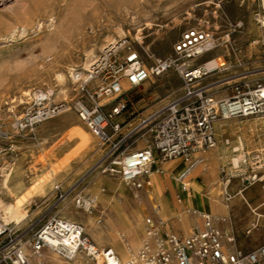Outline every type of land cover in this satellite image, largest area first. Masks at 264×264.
I'll return each instance as SVG.
<instances>
[{
	"label": "rangeland",
	"instance_id": "1",
	"mask_svg": "<svg viewBox=\"0 0 264 264\" xmlns=\"http://www.w3.org/2000/svg\"><path fill=\"white\" fill-rule=\"evenodd\" d=\"M132 7L127 0H0V130L15 134V117L32 107L37 93H44L51 102L65 103L66 106L65 110L28 130L25 135L0 138L3 150L0 152V220L10 227L7 231L9 238L2 243L3 248L18 240L27 241L51 216L76 221V209L84 210L77 208L76 198L92 199L95 195L93 186L101 177L99 193L94 199L96 207L88 211L95 222L92 220L86 224L85 219L76 222L84 226L85 233L95 244L101 230L112 235L117 228L114 206L104 207L99 200L103 192L114 191L109 188L108 177L118 179L126 187L128 185L119 175L102 172L96 166L105 157V148L80 120L74 106L80 93L72 81V72L84 69L85 52L90 48L96 60L107 45L126 38L148 64L153 57L172 54L183 32L188 27L198 26L213 35L214 46H217L203 57L194 58L191 65L204 67L211 58L224 65L210 71L204 67L206 73L195 82L197 87L216 98H225L233 93L236 85L264 82V28L255 18L256 0H142L138 7ZM49 37L58 48L53 49L47 44ZM57 72L68 75L67 84H64L67 93L59 97L49 91L57 85ZM127 89L132 104L119 119L124 123V133L134 131L125 147L132 149L151 145L155 123L164 116V108L183 94L181 77L177 71L170 70L159 77L150 75L143 84ZM109 101L106 98L101 100L102 103ZM263 116L264 113H260L217 124V145L229 140L224 150L230 157L247 155V162L240 161L238 168H232L230 159H222L214 168L216 189L213 195L217 190V197H212L203 187L204 196L214 202L219 201L221 184L227 187L229 194L234 195L244 186L243 178L255 162L251 158L253 154H260V164H263L260 174H264V126L260 120ZM78 125L81 128L76 131ZM239 139L243 144L240 145ZM9 144L13 146V151L7 149ZM236 146L239 150L233 152L232 148ZM216 148L199 150L218 153ZM165 161L156 157L159 164ZM202 164L205 168L206 163ZM222 168L231 170L235 175L228 183L227 176L221 173ZM203 171L199 163L192 170V181L196 178L200 180ZM164 175L166 173H161L159 187L161 194L168 197ZM3 179L5 184L2 185ZM166 181L168 186L177 184L174 174L168 175ZM56 184L60 190L55 189ZM22 188L28 190L27 198L23 197L27 192H21ZM152 190L151 182L144 189L133 192L138 202L142 201L141 195L144 197L147 194V199L156 210L150 196ZM135 196L132 195L133 200H136ZM232 213L230 208L233 219ZM152 214L153 210L145 202L140 224ZM123 215L129 231L136 230L126 213ZM159 216L168 222L169 217ZM181 225L186 228L183 223ZM250 230V234L242 230L239 239L254 247L259 240L254 238L255 229L251 227ZM109 243L107 239L97 246L104 248ZM142 244L143 241L140 247ZM45 253L43 264H75L79 255L84 264L86 261L95 264L82 252L70 260L54 251H45L43 255Z\"/></svg>",
	"mask_w": 264,
	"mask_h": 264
},
{
	"label": "built area",
	"instance_id": "2",
	"mask_svg": "<svg viewBox=\"0 0 264 264\" xmlns=\"http://www.w3.org/2000/svg\"><path fill=\"white\" fill-rule=\"evenodd\" d=\"M256 1L255 18L264 28V0ZM213 44L214 37L209 31L191 26L183 32L172 54L153 57L147 64L129 40L123 38L107 45L88 69H74L73 79L80 93L74 106L80 120L105 148L102 172L117 174L128 186L144 189L151 183L150 170L156 157L163 160L186 158L196 149L214 148L218 143L217 120L264 113V82L236 85L233 93L225 98H216L196 86L195 82L206 71L204 67L192 66L190 60L208 51ZM170 70L177 71L181 77V101L170 103L164 116L155 123L151 145L126 148L134 130L124 133V123L119 119L132 104L124 83L135 88L150 75L159 77ZM107 96L113 98L102 103V98ZM63 106L65 103L51 102L44 93L35 94L32 107L15 117V134L0 130V138L25 135L57 115ZM12 148L9 144L7 149L13 151ZM260 163L255 162L249 173L244 172L248 173L245 176L247 184L263 176ZM192 170H185L175 178L183 189L189 186L186 177ZM230 171L221 169L227 176V183L235 176ZM55 189L60 190V186L56 184ZM76 202L81 204V198L77 197ZM197 215L202 224L195 226L188 235L173 231L156 213L148 216L144 222L146 241L125 264H264V243L251 250L239 248L231 231L220 228L204 213ZM9 230L8 224L0 220V264H40L35 256L44 249H52L68 260L82 252L102 264L119 262L109 246L100 248L91 241L82 224L57 215L47 218L27 241L18 240L11 249L2 247L9 238Z\"/></svg>",
	"mask_w": 264,
	"mask_h": 264
},
{
	"label": "crops",
	"instance_id": "3",
	"mask_svg": "<svg viewBox=\"0 0 264 264\" xmlns=\"http://www.w3.org/2000/svg\"><path fill=\"white\" fill-rule=\"evenodd\" d=\"M78 128H81V126L78 125L76 127V131ZM224 147L225 144L221 143L216 148V150H219L218 153L214 151H208V152L198 151L195 152L192 156L193 161L197 159H201V161H199L200 163L201 162L206 163V167L204 168L203 174L200 177V181L203 184L205 192L209 193L214 198L217 197V190H216V195L215 194L213 195V191L216 189V187H214V182L216 180L214 168L217 163L222 161V159L220 158V152L221 150H224ZM187 166H188V162L186 164L184 159L177 158L173 160H167L164 163H160V164L156 162L151 166L150 173L152 175L151 182L153 183V191L157 197L159 204L162 207L160 214L169 217L168 225L173 231L188 235L193 231V228L195 226L197 225L200 226L202 224L201 217L197 215L200 212L191 210L190 208L182 205L183 201H187V203H189L191 208H193L194 205L197 204L196 199L194 198L193 192L191 190V186L189 185L186 189H183L178 182H176L177 184L175 185L168 186L166 181L168 175L175 173L181 174L186 169ZM161 173H166V175H164L165 177L164 184L166 185L165 189L168 197H164L161 194V189L159 187V180L161 178ZM102 180H103L102 177L99 178L98 181H96L95 185L93 186L95 195L91 199L92 200V203L90 204L91 209L96 207V205L94 204L95 202L94 199L96 195L99 193V186ZM243 180H244V186L242 187L241 192H240V188L236 191L234 195H231L228 192H223L221 194V200L223 203L219 204V206L213 210V213L209 215L218 217L219 219L216 222L214 220V223L217 224L220 228L229 230L234 234L236 239V244L239 248L251 250L264 243V187H263L264 183H262L264 182V174L259 180H257L254 183L247 184L245 182V177L243 178ZM190 181H192V178L190 179ZM107 182L109 184V188L114 191L107 190L103 192L101 194L102 197L101 200H99V203L104 207L110 204L114 206V212L117 215V228H115L114 233L112 235L110 233L101 230V232H99L100 237L99 239H96L95 242L97 244H100L102 241L108 239L110 241V243L108 244L110 248H112L113 250H114L113 247L117 248L119 253H123L125 250H129L132 256L136 254L137 250L140 248L141 242L144 240L145 237L144 223L140 224V221L142 220L145 212V202L149 204L150 208L153 210L154 213L156 214L158 213L152 207V204L147 199V194H145V196L143 197V195H141L140 192L142 201L138 202V199L133 192V190H135L134 188L130 186L126 187L121 181H119L116 178L108 177ZM192 183L195 184V179H193ZM203 187L200 186V189L203 190ZM128 188H130L131 190H129ZM21 192L23 193L27 192L25 195H23L24 198H27L29 196L27 189L22 188ZM227 194H229L230 197H228ZM132 195L135 196L136 200H133ZM83 198L84 197H82V199ZM87 199L89 198L87 197ZM164 199L170 205L171 208L170 216H168L166 211L164 210V205H163ZM80 207L82 206L81 205H79V207L77 206V208ZM230 208L233 212L232 214H234L233 219L231 218L230 215ZM76 210L78 214V216L74 217L76 221H84L85 219L86 221L84 222H86L87 224L88 222L93 220L91 219L92 217L88 214V211H86L85 209L83 211H80L78 209ZM123 213H126V215L129 218V222L134 227H137L136 230H133V232L129 231L130 230L129 225L127 224V220L123 215ZM93 221L95 222V220ZM182 223L185 225L186 230L182 228L181 225ZM249 224L251 225L249 226ZM251 227L252 229H255L254 238L259 240V243L254 247L247 246L246 242L243 243L242 240L240 241L239 239V233L242 230L248 231ZM250 233L251 230L247 234ZM43 252L44 250L41 252V256L38 259V261L44 260V256H46V253L45 255H43ZM114 252L119 259L118 253L115 250ZM83 261L84 260L82 259V256L79 255L75 259V264H84ZM94 263L102 264L96 262ZM125 263L126 262H121L120 264H125ZM86 264H90L89 261H86Z\"/></svg>",
	"mask_w": 264,
	"mask_h": 264
},
{
	"label": "bare ground",
	"instance_id": "4",
	"mask_svg": "<svg viewBox=\"0 0 264 264\" xmlns=\"http://www.w3.org/2000/svg\"><path fill=\"white\" fill-rule=\"evenodd\" d=\"M126 1V0H125ZM141 1L142 0H127V4H129V5H131V6H133V7H138L139 5H140V3H141ZM132 7V8H133ZM135 9V8H134ZM137 9V8H136ZM141 9V8H140ZM135 11V10H134ZM134 14H135V12H134ZM138 16H139V14H138ZM1 22V21H0ZM27 22V21H26ZM23 28H24V25L22 26ZM118 32H119V30H118ZM119 33H121V32H119ZM257 33V32H256ZM55 36H58L57 35V33H55ZM124 37V36H123ZM53 39H52V37L50 38H48L47 39V44L48 45H50L53 49L54 48H58V46L56 47V46H54L53 45ZM257 40H255V42H256ZM114 43H116V42H114ZM111 44V43H110ZM217 46V45H216ZM216 46H214V44H213V46L208 50V51H210L213 47L214 48H216ZM218 47H221V46H219L218 45ZM51 50V49H50ZM52 52H54L53 50H51ZM55 51H56V49H55ZM208 51H206V52H208ZM206 52H203L202 54H200V55H197L196 57H194V58H199V57H203V55L206 53ZM86 53V59H85V61H84V69H88L96 60H95V54H94V51L92 50V48H90L88 51H86L85 52ZM194 58L192 59V60H190V61H194ZM93 59L95 60L94 62H93ZM97 59V58H96ZM196 60V59H195ZM93 62V63H92ZM205 64H206V66H204L206 69H207V71H210V70H214L215 68H217L218 66H220V65H224V63H221V64H219L218 63V61L217 60H214V58L212 59H208L206 62H205ZM73 69V68H72ZM71 70V69H70ZM64 71V70H63ZM70 76H71V71H70ZM67 77H68V75L66 74V73H63V72H57V74H56V83H57V85L56 86H53L49 91L50 92H53V93H55V95H56V97H59V96H61V95H66V93H67V90H66V86L64 85V84H67V82L65 81L66 79H67ZM72 79H73V72H72ZM72 81H74V79L72 80ZM126 85V86H125ZM127 87H130V85L129 84H127V83H124V88L125 89H127ZM24 91V90H23ZM26 93V92H25ZM106 98V101H109V100H111L113 97L112 96H107V97H105ZM179 101H181V98H179V99H176V100H174V101H172V102H179ZM172 102H170V103H172ZM169 103V104H170ZM168 104V105H169ZM167 105V106H168ZM167 106L164 108V111L163 112H165L166 111V108H167ZM66 109V106H63L62 108H61V111H63V110H65ZM248 117V116H247ZM233 118H238V117H233ZM229 119H232V118H228V119H219V120H217L216 121V126H217V124L220 122V121H225V120H229ZM260 120L263 122V126H264V116L263 117H261L260 118ZM129 134H130V132H129ZM238 137V136H237ZM240 140V139H239ZM240 142V145L241 144H243V142L240 140L239 141ZM222 142H220L218 145H217V147L221 144ZM224 144L225 145H229V140H225V142H224ZM248 145V144H247ZM260 146V145H259ZM244 147V146H243ZM249 148V147H248ZM239 150V147H233L232 148V151L233 152H237ZM198 151H201V150H199V149H196V150H194L192 153H191V157H186V158H184V160L186 161V164H187V162H188V166L186 167V171H190V170H192V169H194L200 162L199 161H201V159H197V160H192V156H193V154L195 153V152H198ZM247 153V152H246ZM244 154V153H243ZM220 158L221 159H224L225 161L226 160H229L230 159V161H231V163H232V168H238L239 167V163H240V161H242V162H247V155H239V156H232V157H230L229 156V154L226 152V150H221V152H220ZM251 158L253 159V160H255V162H261L262 161V159H261V156H260V154H253L252 156H251ZM106 158L105 157H102L100 160H99V162L97 163V167H99V168H101L102 166H103V164H104V162L106 161L105 160ZM175 159H177V158H175ZM214 159V158H213ZM241 159V160H240ZM169 160H173V159H169ZM213 161V160H212ZM254 162V163H255ZM253 163V164H254ZM4 164V163H3ZM211 164V163H210ZM261 166V165H260ZM185 167V166H184ZM204 169V165L202 164V162H201V170H203ZM184 170V171H185ZM180 171V170H179ZM180 173V172H179ZM192 173V172H191ZM191 173H188L187 174V177H186V181H187V183L191 186V190H192V192H193V195H194V198L196 199V202H197V204L196 205H194V207L193 208H191V206L189 205V203H187V201H183V204L182 205H184L185 207H188V208H190L191 210H194V211H198V212H200V213H204V214H206V215H208L210 218H212L213 220H215V222L219 219L218 217H214V216H212V215H209L207 212L205 213V212H203L202 210H206V211H210V212H213V210L215 209V208H217L218 206H219V204H222L223 202H222V200L220 199L219 201H216V202H214L212 199H210L208 196H204L203 195V190H201L200 189V186L201 187H203V185H202V183L200 182V180H199V178H196L195 179V184H193L192 183V181H190V179L192 178L191 176H192V174ZM200 173H201V171H200ZM200 173H199V175H200ZM199 175H198V177H199ZM4 176V175H3ZM2 176V177H3ZM179 176H180V174H174V177L175 178H179ZM5 177H6V175H5ZM4 177V178H5ZM3 184H5V181H4V179L2 180V185ZM256 184V183H255ZM115 187V186H114ZM264 187V186H263ZM219 189H220V195L222 194V190H223V192L225 191V192H227V187L224 185H220V187H219ZM241 190H242V188H240V192H241ZM135 193H136V191H135ZM137 194V193H136ZM66 196V194L64 195V197ZM150 196H151V198H152V201H154V204L156 205L155 207H156V210H157V212L160 214L161 213V209H162V207H161V205L159 204V202H158V200H157V197H156V195H155V193H154V191L152 190L151 191V194H150ZM81 198V197H80ZM139 198V197H138ZM149 198V197H148ZM140 199V198H139ZM151 202V201H150ZM92 202H88V200L87 199H85V200H83L82 198H81V204H78L77 202H76V205L79 207V205H81L82 206V208H84L86 211H90V209H91V204ZM163 205H164V210L166 211V213H167V215L168 216H170V213H171V208H170V205L168 204V202L164 199L163 200ZM194 213H196V212H194ZM161 215V214H160ZM68 220V219H67ZM71 221V220H70ZM74 222V221H73ZM100 230V229H99ZM107 235V234H106ZM145 241H146V238L144 237V240H143V244H142V246L144 245V243H145ZM14 243H12L7 249H11L13 246ZM124 244V243H123ZM125 245V244H124ZM141 246V247H142ZM125 247V246H124ZM140 247V248H141ZM114 249H115V251L118 253V255H119V259H118V257L116 256V259H118V261L120 260V262H118V264H120L121 262H127L129 259H131L133 256H135V254L134 255H132L131 256V253L129 252V250H125L123 253H120L119 254V252H118V250H117V248H115V247H113ZM139 248V249H140ZM112 249V248H111ZM113 250V249H112ZM45 251H54V250H52V249H44V252ZM114 251V250H113ZM43 252V253H44ZM54 252H56V251H54ZM56 253H58V252H56ZM80 253V252H79ZM78 252L76 253V255H75V257L79 254ZM59 254V253H58ZM114 254H115V252H114ZM116 255V254H115ZM40 256H41V253L40 254H38L37 256H35L36 258H37V260L40 258ZM91 259V258H90ZM91 260H93V259H91ZM94 262H96V263H101V261L100 260H98V261H95V260H93ZM39 263L40 264H43V260H41V261H39Z\"/></svg>",
	"mask_w": 264,
	"mask_h": 264
}]
</instances>
